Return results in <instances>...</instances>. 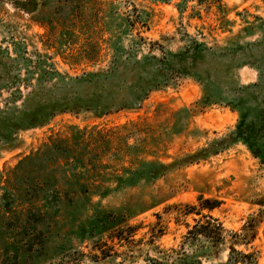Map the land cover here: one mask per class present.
<instances>
[{
    "label": "rangeland",
    "instance_id": "1",
    "mask_svg": "<svg viewBox=\"0 0 264 264\" xmlns=\"http://www.w3.org/2000/svg\"><path fill=\"white\" fill-rule=\"evenodd\" d=\"M25 2L0 0V108L5 107L11 90H15L18 83L21 85L25 82L26 68L33 70L31 64L26 66L23 58L35 60L38 53L45 54L49 58L48 62L54 64L59 72L75 77L107 69L115 50H128L132 40L140 45L139 56L149 53L151 42H158L176 51L184 44L186 34L196 36L199 30L204 31L205 40L209 43L217 39L220 45H226L231 39L237 48V59L245 56L256 59L257 66L243 65L232 69L226 76L227 82L241 86L258 82L260 74L264 77V0H223L229 8L227 18L233 21L225 32L220 29L210 32L208 28H203L217 24L215 8L208 14L201 9L203 19L190 17L192 6L197 4L196 0ZM183 6L188 7L181 13L180 8ZM140 16L146 19L144 24ZM125 18L136 21L132 31L125 30V25H128ZM154 53L159 54V51ZM35 77L33 85L36 84ZM55 82L53 79L46 84L50 86ZM98 84L80 81L62 83L56 90L42 96L54 103L70 94L77 98L76 102L84 103L94 89L101 86ZM113 84L114 81L108 84L110 87L100 90L102 99L113 91ZM20 88L24 93L31 89H25L23 85ZM202 89V85L191 77L174 78L171 85L152 91L137 109L121 110L102 117L94 116L91 112L61 113L45 126L18 132L15 135V148L4 146L0 141V264L5 250L11 249L14 243V233L10 226L25 221L29 209H44L42 201L32 205L25 202L21 190L15 192L16 186L25 180L24 175L30 170L28 168H32L35 178L54 173L64 183L62 185L68 188H74L78 183H89L90 186L100 183L105 189L111 188L110 194L101 200L100 208H117L131 198L150 204L162 196H171L165 203L130 221V224L140 225L135 238L143 239L141 244L116 245L108 254L117 252V255L104 257L91 249L89 241L79 243L81 226L92 219V211L84 209L87 200L83 195L71 194L73 202L61 204L62 210L55 214L54 225L50 223L46 230L54 233L53 242L72 239V247L80 251L77 255L79 264H147V258L157 257L154 251L156 247L160 250L178 248L188 230L187 224L192 226L195 221L193 216L177 218L175 208L165 211V207L179 203L199 206V197L218 202L214 203L217 207L213 210L204 209V214L218 218L227 230L241 234L237 241L242 243L236 244L235 249L253 253L257 256V264H264V164L242 142H233L207 159L170 168L163 177L153 182L137 176L131 179L136 181V186L118 187L115 174H122L121 165L114 162L110 153L103 155L100 144L103 138H112L125 132H144L137 134L138 140L136 136L131 137L129 144H136L140 138L147 137L151 144L147 149L151 146L156 148L157 156L141 154L140 159L166 164L207 148L214 140L228 136L235 129L239 113L223 104L205 108L199 106L197 101L203 95ZM231 94L232 91L225 92L229 98ZM42 96L32 99V109L45 107ZM16 104L21 105L22 101ZM7 119V113L0 115V140L9 134ZM131 121H139V125H129ZM123 125L127 127L122 128ZM52 140L66 141L71 148L70 156L83 155L82 161L87 167H82L78 160L67 163L60 158L50 162L44 160L42 163L35 159L16 170L21 159L44 148ZM117 144L118 140L114 138L113 147L117 148ZM91 160L93 165L89 164ZM123 163L129 164L127 160ZM105 164L108 168L104 167ZM133 168H137V165ZM94 193L91 188V194ZM3 195L9 200V214H6V204L3 206ZM100 199L97 193L92 195L93 202ZM157 222L155 232L160 233L162 230L164 233L151 242V233L148 231ZM253 235L254 238L250 240ZM199 243L188 246L189 254L193 256L198 253ZM227 246L216 257L209 255L208 258L202 256L198 259H201L202 264L225 263L230 252ZM67 258L57 257L51 264L67 262Z\"/></svg>",
    "mask_w": 264,
    "mask_h": 264
},
{
    "label": "trees",
    "instance_id": "2",
    "mask_svg": "<svg viewBox=\"0 0 264 264\" xmlns=\"http://www.w3.org/2000/svg\"><path fill=\"white\" fill-rule=\"evenodd\" d=\"M29 3L32 0H26ZM158 1V0H154ZM162 2L169 0H159ZM197 4L192 6L193 12L190 17L203 19L201 9L206 13L216 10V25L210 24L208 28L211 32L213 29H220L222 32L228 31V25L233 24L227 16L229 8L223 3V0H196ZM188 6L180 8V12L184 13ZM199 7V9H196ZM204 7V8H203ZM26 8V7H25ZM140 21L144 24L146 19ZM125 30L132 31L136 21H130L125 18ZM138 38V37H137ZM139 39H143L139 37ZM206 34L203 30H199L196 36L186 34L185 41L176 51L169 50L158 42H151L150 51L147 54L139 56L140 45L132 40L131 47L128 50L116 49L110 65L107 69L86 72L81 76H69L59 72L54 64L48 62L45 54H37V58H23L27 67L31 64L33 70L26 68L27 76L24 77L25 82L17 84L15 90H11L10 96L5 101V107L0 108V115L7 113L6 127L7 134L1 138L2 144L9 148L17 146L16 134L20 131L42 127L47 125L54 116L61 113L80 114L82 112H91L94 116L102 117L104 115L119 112L121 110H132L140 107V104L146 100L150 93L155 90L163 89L171 85L174 78L191 77L202 85L203 95L197 101V104L203 108L213 104H223L230 107L233 111L239 113V119L235 125V129L221 139L214 140L207 148L187 154L185 157L176 159L172 163H161L157 160L140 159L141 154L157 156L156 148L148 143L147 137L140 138L138 143L129 144L128 140L144 132H125L126 134L104 137L102 150L104 156L110 153L115 163L121 165L122 174H115L117 186H136V181L132 180L137 176L149 182H153L163 177L170 168H178L188 165L195 161L207 159L211 154H217L233 142H242L254 157L258 158L264 164V77L260 74V79L256 83L234 86L227 82L226 76L236 67L243 65L257 66L256 59L251 56H245L237 59V48L232 40L229 39L226 45H220L215 39L212 43L207 42ZM156 50L159 54L154 53ZM35 75H38L35 77ZM35 77L36 84L32 81ZM53 79L55 83H49ZM99 82L101 86H97L94 92L88 96V100L84 103L76 102L74 95L68 94L59 102L50 103L43 94L56 90L62 83L67 82ZM112 85L113 91L102 99L101 89H105L108 84ZM13 84H11L12 87ZM23 85L25 89H29L26 93L20 88ZM232 91L231 98L225 95V92ZM1 92V91H0ZM35 96H42L44 108L35 110L30 107V103ZM21 100L22 104L16 103ZM139 121H131L132 126L139 125ZM123 125L122 128H126ZM178 133V132H173ZM146 135V134H145ZM117 138V148L113 147V139ZM158 144V141H155ZM37 152L25 156L17 164L16 170L20 169L26 163L39 159L50 162L63 158L69 163L71 160L77 161L82 167L84 165L83 155L70 156V147L64 140H52L49 144L43 146ZM46 149V150H45ZM86 153L84 150L82 151ZM50 154V156H46ZM46 156V157H44ZM102 158V157H101ZM125 160L128 165H123ZM93 165V160L89 163ZM137 165V168H133ZM108 168V165H104ZM27 172L25 180L16 186L15 192L21 190L25 202L35 205L39 201L44 204V209L35 211L29 209L25 221L20 222L14 227L10 226L14 233V243L12 248L5 250L4 258L1 264H51L57 257H68L67 262L61 264H79L80 251L72 247V239H63L53 242L54 233L47 232L50 223L55 222L58 212L62 210V203L73 202L75 194L83 195L87 204L85 210L92 211V219L84 226H81L79 243L89 241L91 249L99 252L104 257L110 250H114L116 245L127 246L129 244H141L143 239H136L135 236L140 228L139 224H130V221L137 215L165 203L171 198L165 195L156 201L147 204V201L141 199H129L117 208L107 209L100 208L101 200L107 197L112 191L111 188H103L100 183H78L77 188H68L62 185L55 174H47L41 178H35L32 168ZM9 183V182H8ZM94 194L100 195L101 199L97 202L92 201L91 188ZM102 189H105L104 191ZM101 190L103 192H101ZM4 197V205L6 204V214L10 213L9 200ZM6 198V200H5ZM199 206L189 203L173 204L165 207V211L175 208L177 218L193 216L195 223L188 226V230L178 248H169L160 250L156 247L154 251L157 257H149L146 259L147 264H202V256L208 258L218 256L221 249L228 244L229 258L225 263L219 264H257V256L253 253H243L235 249L236 244L242 242L238 238L241 234L227 230L223 223L214 218L210 214H204L203 210L209 211L217 207L218 203L211 199L198 198ZM151 201V200H149ZM44 211V212H43ZM199 216V218H196ZM159 218V215L157 214ZM154 226H150L148 232L151 233V242L155 238L161 237L163 231L155 232ZM54 225V224H53ZM254 235L249 239L252 240ZM249 240V242H250ZM110 242V243H109ZM200 242V250L197 254L191 255L188 252V246ZM98 257L97 254H95ZM199 256V257H198ZM195 258V260H193Z\"/></svg>",
    "mask_w": 264,
    "mask_h": 264
}]
</instances>
